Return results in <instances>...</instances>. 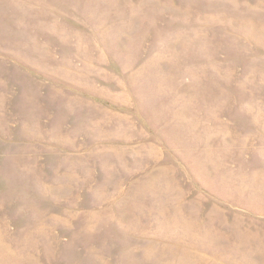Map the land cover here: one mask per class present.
I'll list each match as a JSON object with an SVG mask.
<instances>
[{"label": "rangeland", "instance_id": "obj_1", "mask_svg": "<svg viewBox=\"0 0 264 264\" xmlns=\"http://www.w3.org/2000/svg\"><path fill=\"white\" fill-rule=\"evenodd\" d=\"M0 264H264V0H0Z\"/></svg>", "mask_w": 264, "mask_h": 264}]
</instances>
